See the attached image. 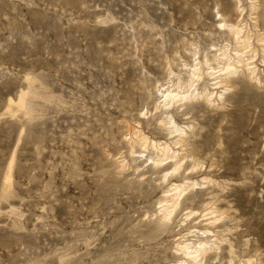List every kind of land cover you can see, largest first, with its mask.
Wrapping results in <instances>:
<instances>
[{
	"label": "rangeland",
	"instance_id": "1",
	"mask_svg": "<svg viewBox=\"0 0 264 264\" xmlns=\"http://www.w3.org/2000/svg\"><path fill=\"white\" fill-rule=\"evenodd\" d=\"M220 22L249 32L259 81L241 71L220 99L204 76L210 102L162 108L234 47ZM256 32L264 0H0V264H192L199 242L200 264H264ZM154 144L178 157L154 164Z\"/></svg>",
	"mask_w": 264,
	"mask_h": 264
},
{
	"label": "bare ground",
	"instance_id": "2",
	"mask_svg": "<svg viewBox=\"0 0 264 264\" xmlns=\"http://www.w3.org/2000/svg\"><path fill=\"white\" fill-rule=\"evenodd\" d=\"M252 8H254L253 5L251 6V9ZM256 23L253 24V27H256ZM238 24L231 25L226 24L224 22H220L219 25L223 27V29L225 28L228 34L234 40V47L229 49L225 45L226 47L218 49V52L213 55L214 63L216 64L215 67L211 66L209 59L204 58L203 64L205 65V67H202V63L199 61L194 63V65H192L187 72L188 75L185 84H183L179 79H177L174 84H171V86H167L163 90H161L160 93L162 97V108L165 109L172 106L181 107L184 105L185 102H188L198 96H203V98L207 102H210V98L212 95L211 91L203 90L201 92H197L196 90V83L203 79L202 77L204 76L208 79L210 78V81H213V85H222L223 90L220 91L218 94V98L220 99L223 96L224 92L228 89V85L231 84V81L233 80L232 78L239 74L241 71L246 72L249 79L259 81L256 75V66L254 65L253 61H251L253 58L254 50L252 52L250 44V34L244 29L242 25L239 26ZM255 37V39H257L258 41L262 43L264 42L263 33L256 32ZM249 51L252 54H249V56L245 58L246 52ZM262 52L264 53V50ZM261 62L264 65V57ZM172 86H174V89H170V87ZM182 88H184V90ZM191 88H193V92L191 91ZM162 114L164 115V119L160 120V123L165 126L166 130L169 132L167 133L177 134V138L181 139V136L185 134V131L178 127L173 121V119L169 117V111H165ZM153 147L159 154L158 155L156 152L158 157H154L155 160L152 159L153 163L156 165L160 164L167 158L175 159L178 157L176 156V152L170 151V148L166 144L163 146L159 144H154ZM171 165L173 166L172 171H176L180 167L179 159L175 160ZM181 190V185H174L173 188L169 190L171 191V194H169L170 196H168L170 198L176 197L181 193ZM163 207L166 208L167 206L164 205ZM162 209L166 212H164L165 214L169 213L167 208ZM161 214L163 215V213ZM197 244L199 245L198 248L195 247L193 250H190L189 246H187L186 244L181 247V249H183L184 254L190 258L192 264H200V258L202 254L206 251L208 243L205 242L203 244H200L199 242Z\"/></svg>",
	"mask_w": 264,
	"mask_h": 264
}]
</instances>
